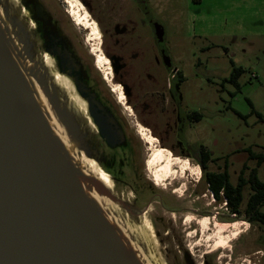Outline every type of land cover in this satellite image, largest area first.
Listing matches in <instances>:
<instances>
[{"label":"water","instance_id":"obj_1","mask_svg":"<svg viewBox=\"0 0 264 264\" xmlns=\"http://www.w3.org/2000/svg\"><path fill=\"white\" fill-rule=\"evenodd\" d=\"M130 148L42 2L0 0V264H160L140 224L149 208L105 166Z\"/></svg>","mask_w":264,"mask_h":264},{"label":"flooded vegetation","instance_id":"obj_2","mask_svg":"<svg viewBox=\"0 0 264 264\" xmlns=\"http://www.w3.org/2000/svg\"><path fill=\"white\" fill-rule=\"evenodd\" d=\"M40 1L53 21L58 23L70 38L75 52L90 69L92 79L98 84L104 97L114 106L127 131L131 148L119 149L114 165H105L116 188L124 195L132 197L135 203L142 207L168 209L171 217L168 239L172 240L174 236L171 224L175 216L172 213L180 211L176 208H184L179 206L173 198V194L180 192V189L175 187L179 182L174 185L175 188L171 186L174 189L170 190L172 194H168L167 186L157 188L159 184L154 181L153 176L151 177L152 172L147 166L146 157L150 155V147L140 137L138 126L148 129L154 138H158L155 139L158 141L159 148L168 150V143L177 147H190L192 151L188 152L191 156H183H186L187 161H189L188 158L196 161L198 169L202 170L198 183L205 184L207 172L220 174L227 170L230 182L236 186L242 167L244 165L249 169L252 167L247 152L249 149H241L232 153L234 156L241 152L247 155L233 182L230 171L231 157H215L208 147L201 143L199 136L203 113L198 109L189 110L185 106V97L190 95L192 88L202 76L201 71L198 70L200 63H188L182 59L178 51L173 52V49L169 47L168 0ZM101 54L108 61L109 66L98 65L97 57ZM108 73H111L109 81L106 80ZM117 86H120L125 96L124 105L118 99L119 93L115 90ZM132 116L134 118L130 119ZM173 149L174 147L169 151L174 153ZM201 149L210 153L209 161L204 162ZM210 164H219L218 170H208ZM245 178H249L248 173ZM171 183L173 184V182L169 184L172 185ZM205 186L214 200L210 203L214 205L212 209H219L216 205L224 201L221 198L226 199L224 191L219 193L220 197H216L211 187L206 184ZM197 202L194 201V203ZM226 202L225 206L229 216L223 220L224 224L236 223L239 215L248 220L246 208L241 214H237ZM199 207L196 211L201 214L207 213ZM209 213H213V216L206 218L211 220L213 217V221L218 220L219 211L211 213L209 210ZM196 222L195 224L199 225ZM214 225L215 223L213 227ZM195 228L192 234L179 235L183 252H178L182 254L185 264H197L195 257L200 256L199 253L203 252L205 247L197 248L196 254L189 250L190 239H201L205 233L201 231V227V230H198V226L195 225L194 227L189 225L186 230ZM209 230L214 233V228H209ZM262 243L264 244L263 237ZM210 254L213 253L210 251ZM262 257L264 258V252ZM201 258L205 259L203 255Z\"/></svg>","mask_w":264,"mask_h":264},{"label":"rangeland","instance_id":"obj_3","mask_svg":"<svg viewBox=\"0 0 264 264\" xmlns=\"http://www.w3.org/2000/svg\"><path fill=\"white\" fill-rule=\"evenodd\" d=\"M168 45L188 63H200L198 70L202 76L190 95L185 97V106L189 110L202 111L200 141L215 157H231L230 171L235 182L247 155L241 152L234 156L232 153L241 149L257 152L264 149V0H168ZM234 67L247 70V74L239 80L242 86L239 93L234 85L224 82ZM248 100L259 116L251 114ZM239 115L247 117L243 119ZM173 147V156L182 160L191 156L190 147L168 143V150ZM188 159L191 171L174 181L163 180L157 187L167 186L168 194H172L170 190L179 182L175 187L182 189L173 194L174 201L184 207L176 208L180 211L172 213L175 215L171 224L174 238L168 239L171 218L168 209L149 208L142 218L144 222L140 223L154 232L156 242L152 249L160 264H185L179 235L192 234L196 230H186L189 225L198 226L201 230L195 224L196 220L213 216L212 212L219 211L218 220L213 221L211 217L209 228L213 229L214 223L224 224L223 220L229 216L225 201L215 203L219 209H212L214 205L210 203L214 200L210 192L205 184L197 182L202 170L198 169L196 161ZM219 164H210L208 170L217 171ZM250 166L254 167L255 162L251 161ZM259 178L264 182V165L259 168ZM170 182L173 184L169 185ZM244 194L247 198L249 190L246 189ZM198 207L207 213H199L196 211ZM230 226L223 233V238L227 239L226 247L210 255L217 243L213 232L208 229L201 239H190L188 248L194 253L197 248L205 246L200 256L195 257L197 264H264V226L250 223L240 215L236 218L235 227L238 228L233 224ZM145 227L141 225V229ZM202 255L205 259L201 258Z\"/></svg>","mask_w":264,"mask_h":264},{"label":"trees","instance_id":"obj_4","mask_svg":"<svg viewBox=\"0 0 264 264\" xmlns=\"http://www.w3.org/2000/svg\"><path fill=\"white\" fill-rule=\"evenodd\" d=\"M247 74V70L243 67H234L230 76L224 80L225 83H230L235 86L237 93L241 92L242 86L239 80ZM250 107L252 108L251 114L259 113L255 110L252 102L248 100ZM245 118L247 116H241ZM201 157L204 158V162L211 159V155L208 151L201 149ZM249 159L255 162V166L249 169L244 165L241 169L240 176L238 178V183L234 186L230 182V177L228 171L216 174L213 172H207L205 178V184L214 191L216 197H220L219 193L224 191L226 196L224 199L228 203L229 207L237 214H241L243 210L241 208H246L248 215V221L250 223H257L264 226V182L259 178V168L264 165V149L263 151L257 152L249 149L248 151ZM206 169V166L204 165ZM246 173H248L249 178H245ZM249 190V195L245 198V190Z\"/></svg>","mask_w":264,"mask_h":264},{"label":"bare ground","instance_id":"obj_5","mask_svg":"<svg viewBox=\"0 0 264 264\" xmlns=\"http://www.w3.org/2000/svg\"><path fill=\"white\" fill-rule=\"evenodd\" d=\"M90 40H91V38H90ZM99 53H101V51H99ZM97 59H98L97 63L101 67H102V65L109 66L108 65L109 63L104 58L103 54H101L100 56H98ZM108 70H109V72L111 71L110 68ZM110 76H111V73H108L107 74V77H106V80L107 81L110 80ZM115 90H116V92L119 93V95H118L119 98L118 99L120 100V103L122 105H124V103H125V96L121 92L120 86L115 87ZM138 130H139L140 137H142L143 140H144V142L146 141L147 144H148V146L150 147L149 148L150 155L148 157L147 166L150 168V170L152 172L151 177L152 176L154 177V181H157L156 182L157 184L160 183V185H161V182L163 180H172V181H174L175 179L177 180L178 178H183L184 177L183 175H185L187 172H189V171L192 170V167H191L189 161H187L186 159L182 160L180 158H177V157L173 156L172 153L169 150H165L163 148H159V146H157L158 141L152 136V134L150 133V131L148 129H145L142 126H138ZM85 162H86L85 164H87L88 166H90V168H91V170L93 172H95L97 175L98 174L101 175L102 180L106 184H109V185L111 184L109 177L104 172H102L98 168H96V166L94 165L93 162L88 161V160H86ZM180 190H182V189H180ZM181 192H183V191H181ZM95 197L98 199V201L100 203L103 202L102 198H100L97 194H95ZM189 223H191V222H189ZM196 223L199 224V226L202 229V232H206V230L209 229L210 219L209 218H204V219H202L200 221L198 220ZM145 224H146V222H145ZM228 225L229 224H216V225H214L213 228H214V234H215V236H213V237L215 238V242L217 241V243H216L215 249H212L211 253H214V252L218 251L219 249L224 248L225 244L227 245V242H226L227 239L226 238L225 239L223 238L224 237L223 236V233L227 230ZM235 225H236V223L234 222L233 226L235 227ZM235 228H238V227L236 226ZM146 229H147V233L151 237V240H154V242H156L155 241L154 234H153L154 232L150 228H148V227ZM235 235L236 236H239L238 233L237 234L235 233ZM202 236H204V235H202Z\"/></svg>","mask_w":264,"mask_h":264}]
</instances>
